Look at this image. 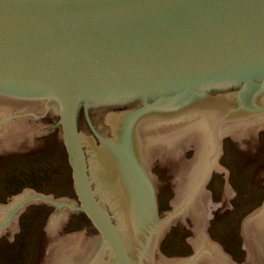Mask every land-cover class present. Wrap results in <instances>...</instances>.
<instances>
[{
    "label": "water",
    "instance_id": "95a60500",
    "mask_svg": "<svg viewBox=\"0 0 264 264\" xmlns=\"http://www.w3.org/2000/svg\"><path fill=\"white\" fill-rule=\"evenodd\" d=\"M58 124L79 204L24 189L0 204V237L45 203L48 235L70 211L99 233L53 242L45 264H235L205 233L203 188L222 138L264 126V0H0V154ZM193 143L160 221L154 163ZM178 216L195 251L167 261L156 245ZM250 219L264 238V203Z\"/></svg>",
    "mask_w": 264,
    "mask_h": 264
},
{
    "label": "rangeland",
    "instance_id": "374dc122",
    "mask_svg": "<svg viewBox=\"0 0 264 264\" xmlns=\"http://www.w3.org/2000/svg\"><path fill=\"white\" fill-rule=\"evenodd\" d=\"M195 155L193 143L184 150L180 163L178 154L154 163V175L162 181L160 221L174 209L179 194L175 178H181L182 166L192 164L190 158ZM217 163L224 172L212 169L204 185L217 205L205 233L233 263L245 264L248 250L253 264H264V238L257 226L250 224L251 214L264 203V126L257 131L246 128L239 141L223 137ZM24 189L79 204L60 124L48 134L0 154V204H9L10 198ZM54 212V206L45 203L28 206L17 219L19 231L13 240L0 237V264H45L46 250L53 242L81 231L88 236L99 234L83 212L70 211L52 237L45 226ZM194 236L191 218H177L156 245L159 256L167 261L190 258L196 246Z\"/></svg>",
    "mask_w": 264,
    "mask_h": 264
},
{
    "label": "bare ground",
    "instance_id": "6f19581e",
    "mask_svg": "<svg viewBox=\"0 0 264 264\" xmlns=\"http://www.w3.org/2000/svg\"><path fill=\"white\" fill-rule=\"evenodd\" d=\"M195 144V143H194ZM196 147V146H195ZM198 155V154H197ZM204 190H205V187L203 188ZM206 191V190H205ZM207 193H208V191H206ZM177 194V193H176ZM209 194V193H208ZM178 196V195H177ZM209 197H210V195H209ZM210 200H211V198H210ZM176 203V202H175ZM174 203V204H175ZM217 208V205L216 204H214L212 201H210V205H209V208H208V215H207V224H208V220H209V218H211V215H212V213H213V210L214 209H216ZM177 218H179V219H185V217H183V216H178ZM176 218V219H177ZM176 219L173 221V222H175L176 221ZM166 221V220H165ZM254 224V225H256L255 223H254V221H253V219H251V222H250V224ZM170 225V224H169ZM205 232H206V229H205ZM194 233H195V228H194ZM197 239H196V235L194 236V238H192V241L194 242V241H196ZM195 243V242H194ZM193 243V244H194ZM264 244V243H263Z\"/></svg>",
    "mask_w": 264,
    "mask_h": 264
},
{
    "label": "flooded vegetation",
    "instance_id": "af4514ba",
    "mask_svg": "<svg viewBox=\"0 0 264 264\" xmlns=\"http://www.w3.org/2000/svg\"><path fill=\"white\" fill-rule=\"evenodd\" d=\"M216 95V94H215ZM91 106V105H90ZM81 109H82V111L84 110V104H81L80 105V107H79V113L78 114H80V111H81ZM78 118H79V116H78ZM195 150H196V147H195ZM197 151V150H196Z\"/></svg>",
    "mask_w": 264,
    "mask_h": 264
}]
</instances>
